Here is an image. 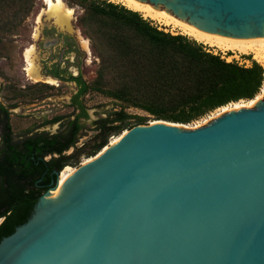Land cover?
Wrapping results in <instances>:
<instances>
[{"label":"water","instance_id":"95a60500","mask_svg":"<svg viewBox=\"0 0 264 264\" xmlns=\"http://www.w3.org/2000/svg\"><path fill=\"white\" fill-rule=\"evenodd\" d=\"M137 1L264 37V0ZM90 158L60 183L54 172L0 264H264V97L193 129L134 126Z\"/></svg>","mask_w":264,"mask_h":264},{"label":"trees","instance_id":"16d2710c","mask_svg":"<svg viewBox=\"0 0 264 264\" xmlns=\"http://www.w3.org/2000/svg\"><path fill=\"white\" fill-rule=\"evenodd\" d=\"M33 1L0 0V14L13 21L26 15ZM87 3L83 20L99 25V34L113 47L110 56L100 55L93 87L100 88L106 77H111L117 87L107 95L114 102L158 120L185 125L260 93L264 69L258 63L252 61L250 67L228 63L202 44L165 33L153 21L124 6L105 1ZM77 83L79 91L69 105L72 114L47 123H60L55 135L36 134L14 141L9 115L0 105V240L28 220L38 197L55 178L54 172L76 165L81 155L93 157L110 136L131 129L129 121L136 120L135 126L146 121L123 109L110 112L92 123L94 136L78 148L86 130L82 121L89 119L83 103L89 86L81 79ZM70 149L72 153L65 155Z\"/></svg>","mask_w":264,"mask_h":264},{"label":"rangeland","instance_id":"374dc122","mask_svg":"<svg viewBox=\"0 0 264 264\" xmlns=\"http://www.w3.org/2000/svg\"><path fill=\"white\" fill-rule=\"evenodd\" d=\"M90 1H105L123 6L117 0H63L64 4L73 11L71 35L76 42H79L78 46L80 45L79 47H81L80 50L82 51V59L79 62V67L77 69L74 68V74L78 72L83 81L89 86L88 92L83 98L89 119L82 121L86 130L77 144L78 148L94 136L92 123L99 118L106 117L113 111L123 109L130 116L145 118V123L141 125L163 121L158 120L155 116L142 110L114 102L107 95V92L110 89L116 88L117 84L107 75L103 86L100 88L93 87L100 66V55L105 53L110 56L113 52V47L99 34V25L95 23L88 24L83 20L85 15L84 8L88 4L87 2ZM7 18V15L0 14V102L10 110L11 116L9 117V123L13 140L16 142L21 141L26 137L36 134L55 135L60 129V123L51 125L47 123L54 117L72 114V109L69 108L68 104L71 95L76 90L75 84L56 81L54 85H45L46 87H42L33 84L36 82L29 80L25 72L22 71V68L25 66L23 55L30 46L35 45L31 40L32 34L36 38L38 31L40 32L44 26H53L52 21L48 20L44 0H34L29 12L18 19L11 21ZM154 24L165 33L173 36H185L178 28L172 26L165 27L157 23ZM80 39L88 42V50L82 48ZM204 47L208 52L214 55H220L228 63L234 62L239 66L250 67L251 62L254 61L264 69L263 64L258 62L252 54L222 53L214 48ZM241 101L236 103L243 105V107L248 106L247 100ZM233 104L235 103H230L224 107L231 110L235 107ZM12 105L15 108L10 109ZM219 110L220 108L189 124H172L182 125L186 129H193L218 118V115L221 113ZM129 122L130 126L133 127L136 124V120ZM126 130L128 128L124 131ZM120 134L110 136L107 145L110 144L111 139ZM72 151L73 149H70L65 155L71 154ZM48 158L46 159L48 160ZM88 158L86 155H81L78 157L76 165L72 164L65 167L76 169Z\"/></svg>","mask_w":264,"mask_h":264},{"label":"bare ground","instance_id":"6f19581e","mask_svg":"<svg viewBox=\"0 0 264 264\" xmlns=\"http://www.w3.org/2000/svg\"><path fill=\"white\" fill-rule=\"evenodd\" d=\"M128 10L139 13L143 18L149 19L154 23H157L161 26H172L178 28L183 35L191 38L199 44L204 46L214 48L222 53H232V54H241V55H250L252 54L254 58L262 63L264 66V37L262 38H250V39H237L231 37H223L216 34H209L203 32L195 27L189 26L177 19L173 15L148 5L146 3L139 2L137 0H117ZM46 5V14L48 20H51L53 24L59 29H67L71 32V21L73 20V11L68 8L63 0H44ZM81 46L84 50H88L89 44L87 41L80 39ZM35 49L29 48L24 53V61L26 63L25 73L26 77L30 80L37 81L39 76L38 66L35 64L34 59ZM50 83H53L49 81ZM264 97V83L260 90V93L252 100L247 101L248 106L240 105L239 103L233 104L235 107L231 110H228L227 107L220 108V115L230 112L232 110H237L240 108H250L257 102H259ZM243 102V101H241ZM153 123V122H152ZM151 123V124H152ZM125 131L117 137L111 139L110 144L104 147L101 151L103 152L108 146H111L117 142ZM92 158L85 159L82 164L90 161ZM75 169L70 167H65L60 173L59 183Z\"/></svg>","mask_w":264,"mask_h":264},{"label":"flooded vegetation","instance_id":"af4514ba","mask_svg":"<svg viewBox=\"0 0 264 264\" xmlns=\"http://www.w3.org/2000/svg\"><path fill=\"white\" fill-rule=\"evenodd\" d=\"M71 33L67 29H59L54 24L53 26H44L40 32L38 31L36 38L32 34L31 40L35 45L29 47L35 49L34 61L38 66L40 76L37 81L31 80L36 82H32L33 84L42 87L54 85L56 81L75 84L76 90L71 95L68 106L71 104V99L79 91L77 80H83L78 72L74 74V68L77 69L79 67V62L82 59V51L80 50V45L78 46L79 42H76ZM25 67L26 63L24 68H22L23 72H25ZM0 105L7 111L10 117L9 108L5 107L1 102ZM13 108H15L14 105L10 106V109Z\"/></svg>","mask_w":264,"mask_h":264}]
</instances>
